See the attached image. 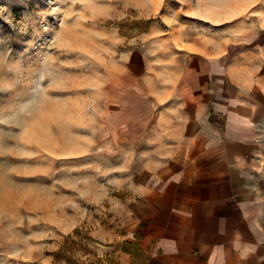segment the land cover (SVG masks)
<instances>
[{
    "label": "rangeland",
    "instance_id": "1",
    "mask_svg": "<svg viewBox=\"0 0 264 264\" xmlns=\"http://www.w3.org/2000/svg\"><path fill=\"white\" fill-rule=\"evenodd\" d=\"M215 1L0 0V264H144L120 200L166 153L149 127L202 74Z\"/></svg>",
    "mask_w": 264,
    "mask_h": 264
},
{
    "label": "crops",
    "instance_id": "2",
    "mask_svg": "<svg viewBox=\"0 0 264 264\" xmlns=\"http://www.w3.org/2000/svg\"><path fill=\"white\" fill-rule=\"evenodd\" d=\"M220 6L202 74H176L167 133L159 112L149 127L166 153L145 157L150 172L120 200L122 241L144 264H264V0Z\"/></svg>",
    "mask_w": 264,
    "mask_h": 264
},
{
    "label": "trees",
    "instance_id": "3",
    "mask_svg": "<svg viewBox=\"0 0 264 264\" xmlns=\"http://www.w3.org/2000/svg\"><path fill=\"white\" fill-rule=\"evenodd\" d=\"M133 243L136 244V246H137L136 242H133ZM138 249H139L140 254H144L143 251L140 248H138Z\"/></svg>",
    "mask_w": 264,
    "mask_h": 264
}]
</instances>
